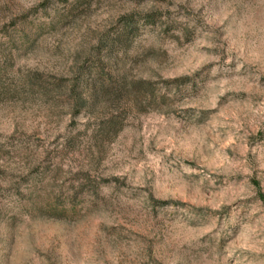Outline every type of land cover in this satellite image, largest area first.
Instances as JSON below:
<instances>
[{
  "label": "rangeland",
  "instance_id": "1",
  "mask_svg": "<svg viewBox=\"0 0 264 264\" xmlns=\"http://www.w3.org/2000/svg\"><path fill=\"white\" fill-rule=\"evenodd\" d=\"M0 264H264V0H0Z\"/></svg>",
  "mask_w": 264,
  "mask_h": 264
}]
</instances>
